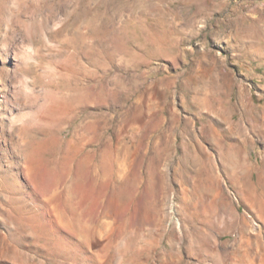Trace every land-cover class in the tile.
Wrapping results in <instances>:
<instances>
[{
    "label": "rangeland",
    "instance_id": "obj_1",
    "mask_svg": "<svg viewBox=\"0 0 264 264\" xmlns=\"http://www.w3.org/2000/svg\"><path fill=\"white\" fill-rule=\"evenodd\" d=\"M0 264H264V0H0Z\"/></svg>",
    "mask_w": 264,
    "mask_h": 264
},
{
    "label": "bare ground",
    "instance_id": "obj_2",
    "mask_svg": "<svg viewBox=\"0 0 264 264\" xmlns=\"http://www.w3.org/2000/svg\"><path fill=\"white\" fill-rule=\"evenodd\" d=\"M87 144H82V147H85ZM89 145V144H88ZM108 147V146H107ZM32 152H35L34 150L32 151ZM99 154V156H100V162H102V160L104 159V157H106L105 155H107L106 153V151L104 152L103 150H99L98 152H95V153H92L91 154V156L93 157V156H95L96 154ZM92 157H90V160H91V158ZM102 164V163H101ZM31 165H33V168H32V174L34 175V176H36V175H38L39 173H41L42 172V168H41V164H40V162L38 161V160H36L34 157H32V159L30 160V162H26L25 163V166H22L21 168H17L16 169V171H15V173H16V177H18V178H20L21 176H26V172L28 171V168H30L29 166H31ZM102 166V165H101ZM124 166L123 165H120V167H119V173H118V176H120L121 178H122V176H123V174H124V172H125V168H123ZM31 169V168H30ZM29 169V170H30ZM42 174V173H41ZM119 177V178H120ZM24 179V178H23ZM50 178L48 177V174L47 173H43L42 174V176L40 177V186H41V188H46L48 185L47 184H49L48 182H47V180H49ZM24 180H26V182H28V179H24ZM32 183H33V181H31ZM30 182V183H31ZM50 182V181H49ZM31 183V184H32ZM104 185V184H103ZM107 188H108V186L107 185H104V186H102V187H100V191L103 193V192H105L106 190H107ZM59 204V202L57 203V205ZM54 205V204H50L49 205V209H47V211L44 213L45 215V218L47 217L48 218V220H46V226L49 228V230L51 231V232H54L55 230H57L59 233H62V234H65V235H70L69 234V231L66 229V228H64V226L61 224V222L62 221H60L57 217H56V215H55V211H54V209L56 208V209H58L59 207H60V205ZM54 206V207H53ZM55 209V210H56ZM44 219V218H43ZM60 221V222H59ZM109 224V223H108ZM45 225V224H44ZM72 234H74V233H72ZM74 247H76V246H74ZM95 258H98V254H94L93 255Z\"/></svg>",
    "mask_w": 264,
    "mask_h": 264
}]
</instances>
